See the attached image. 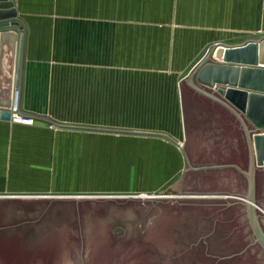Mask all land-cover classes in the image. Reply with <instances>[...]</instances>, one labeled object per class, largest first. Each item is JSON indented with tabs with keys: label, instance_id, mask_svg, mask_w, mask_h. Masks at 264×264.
<instances>
[{
	"label": "rangeland",
	"instance_id": "1",
	"mask_svg": "<svg viewBox=\"0 0 264 264\" xmlns=\"http://www.w3.org/2000/svg\"><path fill=\"white\" fill-rule=\"evenodd\" d=\"M27 1L23 89L9 81L16 48L0 49V101L19 92L18 111L0 119V201L198 199L217 178L246 193L234 170L184 174L180 147L195 167L246 149L237 130L211 136L216 121L185 119L212 108L183 78L214 44L263 39L264 0Z\"/></svg>",
	"mask_w": 264,
	"mask_h": 264
},
{
	"label": "water",
	"instance_id": "2",
	"mask_svg": "<svg viewBox=\"0 0 264 264\" xmlns=\"http://www.w3.org/2000/svg\"><path fill=\"white\" fill-rule=\"evenodd\" d=\"M23 31L14 0H0V49L4 41L16 48L9 81L17 89ZM205 73L210 80L202 79ZM188 78L243 117L246 195L0 201V264H264V208L255 200V177H264V38L212 45ZM10 106V99L0 101V119L10 118Z\"/></svg>",
	"mask_w": 264,
	"mask_h": 264
},
{
	"label": "crops",
	"instance_id": "3",
	"mask_svg": "<svg viewBox=\"0 0 264 264\" xmlns=\"http://www.w3.org/2000/svg\"><path fill=\"white\" fill-rule=\"evenodd\" d=\"M15 2V8L17 10L18 13V19L21 22V24L23 25L24 28V42H23V62H22V74H21V84H20V89H23V86L25 84L26 81V77L28 74L29 75V70L25 68V64H24V58L25 56L28 55V48L29 51L31 49V41H29L28 36L30 33H33L34 29L32 27V24L28 21V19L25 16V9H24V5H27V0H14ZM33 37V36H32ZM28 41L30 43H28ZM201 61V60H200ZM200 61L195 62V64L191 67V69L189 70V72L187 73V76L183 78V80L185 81H190L191 82V87L189 88V90L192 92L193 96H196L197 99L199 101L204 100V102H208V104L211 106V111H197L194 114L190 113V115L186 114L185 119H190V118H195L198 120H207V121H216L218 122L217 124H215L216 122H214L213 124H208L209 127H212L216 130V132L214 133H210L211 136L213 135H218L223 134L224 136H236L235 134V130L238 131L239 136L241 137V142L244 145L245 149H246V155L244 157L239 156L238 159L239 161L235 160V163H231V164H219V165H214V164H204L202 163L199 166H194V163L191 162L190 157L188 155V152L186 150H184L183 147H180V145L178 143L175 142V144H177L178 147H180V150L183 153L184 159H185V171L184 174H188L189 172H193L196 173V175L198 174H202V173H209L211 175H217L218 172H222V171H231L234 170L235 173H237V175L240 177V179L242 180L245 179L246 182V193L248 190V182H247V178L244 176L243 173H248L249 172V150H248V145H247V139H246V132L244 129V125H243V117L240 116L231 106L227 105L226 102H224V100L222 99L221 96H219L215 90L212 89H208V88H203L201 86H198V84L195 82L194 78H188V76L190 75V73L192 72V69L194 68L195 65H197ZM199 112V113H198ZM184 121V118H183ZM247 125V123L245 124ZM248 127V125H247ZM234 132V133H233ZM234 144L236 146V140L235 138L232 140V142H230V144ZM213 144V143H212ZM239 150V148H238ZM237 150V151H238ZM242 151V149L240 150ZM199 158H203L204 155L200 153L199 156H196ZM208 157V156H207ZM204 159V158H203ZM244 161L245 165L247 166V171H245L243 169V164L242 162ZM216 172V173H214ZM223 173V172H222ZM221 173V174H222ZM225 175V174H224ZM228 175V174H226ZM225 175V176H226ZM239 179L238 183L239 185L241 184V180ZM256 194H255V200L257 199V194L258 192H260V190L262 191V193L264 192V177L261 176H256ZM218 181V183H217ZM211 184H208V187H210L207 190H199L196 192L191 193V195H195L193 196V198H205V196H209L207 193L209 194H213V196L211 195V197H214V195H219L224 197L223 199L227 198V195H246L242 194L241 192H239V190L237 191V189H230L227 188L225 185V179L224 178H220V179H216L214 180V182H210ZM221 184V185H219ZM218 185V188H217ZM238 192V193H236ZM199 193H203V194H199ZM207 194V195H206ZM257 203V200H256ZM258 206H260L261 208H264V206L259 205L257 203Z\"/></svg>",
	"mask_w": 264,
	"mask_h": 264
},
{
	"label": "built area",
	"instance_id": "4",
	"mask_svg": "<svg viewBox=\"0 0 264 264\" xmlns=\"http://www.w3.org/2000/svg\"><path fill=\"white\" fill-rule=\"evenodd\" d=\"M18 95H19V92H18V90L16 89L15 91H14V100H13V104L11 105V107H10V112H12L13 114L15 113V112H17L18 111ZM14 119H16V118H14ZM17 120V119H16ZM24 122H26V121H24Z\"/></svg>",
	"mask_w": 264,
	"mask_h": 264
},
{
	"label": "bare ground",
	"instance_id": "5",
	"mask_svg": "<svg viewBox=\"0 0 264 264\" xmlns=\"http://www.w3.org/2000/svg\"><path fill=\"white\" fill-rule=\"evenodd\" d=\"M19 96V95H18ZM16 119H20V118H16ZM27 123V122H26Z\"/></svg>",
	"mask_w": 264,
	"mask_h": 264
}]
</instances>
